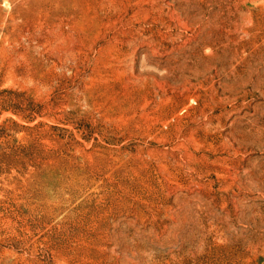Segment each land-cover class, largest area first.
<instances>
[{"label": "rangeland", "instance_id": "obj_1", "mask_svg": "<svg viewBox=\"0 0 264 264\" xmlns=\"http://www.w3.org/2000/svg\"><path fill=\"white\" fill-rule=\"evenodd\" d=\"M0 264H264V0H0Z\"/></svg>", "mask_w": 264, "mask_h": 264}]
</instances>
